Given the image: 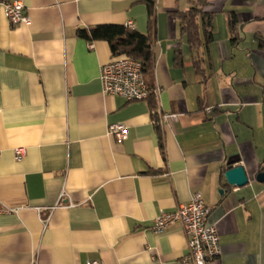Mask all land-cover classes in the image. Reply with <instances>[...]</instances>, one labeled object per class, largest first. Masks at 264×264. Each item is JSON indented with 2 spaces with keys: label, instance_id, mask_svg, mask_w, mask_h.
<instances>
[{
  "label": "crops",
  "instance_id": "crops-1",
  "mask_svg": "<svg viewBox=\"0 0 264 264\" xmlns=\"http://www.w3.org/2000/svg\"><path fill=\"white\" fill-rule=\"evenodd\" d=\"M1 1L0 202L17 210L0 212V264H183L181 227L151 225L196 193L219 238L209 264H264V0H156L143 77L157 92L143 101L102 92L109 45L76 35L129 20L145 32L143 0H22L30 21L16 25ZM196 4L213 29L192 49L170 11ZM154 110L178 118L157 124ZM114 123L125 140L109 134ZM230 165L247 184L226 183Z\"/></svg>",
  "mask_w": 264,
  "mask_h": 264
},
{
  "label": "built area",
  "instance_id": "built-area-1",
  "mask_svg": "<svg viewBox=\"0 0 264 264\" xmlns=\"http://www.w3.org/2000/svg\"><path fill=\"white\" fill-rule=\"evenodd\" d=\"M1 4L11 25L20 23L28 24L29 16L24 11L22 0H3ZM125 25L133 28L131 20ZM99 79L102 92L108 95L120 96L126 101L148 100L156 94L157 88L148 85L143 77L140 61L127 56H115L109 62L101 65ZM260 104L264 108V88L261 92ZM155 122L161 124L168 120H176L178 114L159 111ZM108 132L116 140L123 141L127 138V128L123 124H110ZM25 149H14V158L17 161L23 159ZM17 208H11L0 202V212H12ZM211 206L204 203L199 193L193 194L187 203L179 204L171 211H161L154 219L151 229L156 233H162L166 228L178 224L185 237L188 246V255L182 263L190 261L192 264H209L220 252L219 238L214 225L207 224L206 220ZM83 264H101L98 260H86Z\"/></svg>",
  "mask_w": 264,
  "mask_h": 264
},
{
  "label": "trees",
  "instance_id": "trees-1",
  "mask_svg": "<svg viewBox=\"0 0 264 264\" xmlns=\"http://www.w3.org/2000/svg\"><path fill=\"white\" fill-rule=\"evenodd\" d=\"M146 8V31L139 32L125 24L104 23L76 30V35L86 41L103 40L109 45L110 53L115 56H127L142 64L143 73L153 65V46L157 36L156 0H143ZM178 19L180 29L185 34L190 48L207 46L212 38V19L210 12H205L199 5H192L185 11H170ZM232 42H236V16L233 12L226 19ZM201 32V35H200ZM202 36V37H201ZM176 59L179 50H176ZM196 68L197 60H194Z\"/></svg>",
  "mask_w": 264,
  "mask_h": 264
},
{
  "label": "water",
  "instance_id": "water-1",
  "mask_svg": "<svg viewBox=\"0 0 264 264\" xmlns=\"http://www.w3.org/2000/svg\"><path fill=\"white\" fill-rule=\"evenodd\" d=\"M224 179L230 186H243L248 183V177L245 173L244 168L241 165H230L224 171ZM258 181H263L264 173H258L256 175Z\"/></svg>",
  "mask_w": 264,
  "mask_h": 264
}]
</instances>
